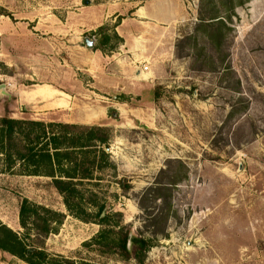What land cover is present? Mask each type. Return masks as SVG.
<instances>
[{
	"label": "rangeland",
	"instance_id": "rangeland-1",
	"mask_svg": "<svg viewBox=\"0 0 264 264\" xmlns=\"http://www.w3.org/2000/svg\"><path fill=\"white\" fill-rule=\"evenodd\" d=\"M110 1L126 0L91 3ZM184 1L198 11L197 19L177 27L174 47L161 51L169 50L167 59L154 49L159 53L146 71L155 78L138 79L129 65L127 73L111 72V80L95 77V119L88 125L109 128L110 158L79 185L96 202L88 207L94 217L100 204L107 213L121 212V225L153 238L152 246L142 262L116 247L110 252L93 238L103 228L118 230L119 216L106 226L82 221L67 210L50 177L0 172V219L15 231H23V198L66 214L42 239L50 254L98 264H264V0H234L235 15L222 4L226 0ZM74 4L0 0V28L15 22L38 27L37 39L23 44L25 54L0 41V84L8 86L0 94V117L63 122L61 112L37 102L16 103L25 73L39 72V26L95 18L97 27L86 35L101 29L98 41L105 40L108 53L120 45L113 28L121 15L106 22L97 10L72 15ZM211 8L227 23L220 45L196 30L200 10L208 18ZM150 187L157 190L146 194ZM0 264L28 263L0 249Z\"/></svg>",
	"mask_w": 264,
	"mask_h": 264
},
{
	"label": "trees",
	"instance_id": "trees-1",
	"mask_svg": "<svg viewBox=\"0 0 264 264\" xmlns=\"http://www.w3.org/2000/svg\"><path fill=\"white\" fill-rule=\"evenodd\" d=\"M203 2L201 0V4ZM222 4L229 8L231 15H235L234 0H226ZM210 13V17L206 18L200 10L196 30L204 31L220 45L227 23L216 9L211 8ZM103 44L105 40L98 47L103 48ZM110 141L111 133L105 126L17 119L5 115L0 117V172L18 169L21 174L50 177L62 195L67 210L82 221L106 226L111 224L112 217L119 216L115 222L118 230L103 228L93 239L110 252L116 247L123 257L129 259L134 255L142 262L146 251L152 246L153 238L134 236L131 230L121 225L122 213H107L104 204L97 206L94 217L88 207L96 202L93 199L88 201L79 188L84 180L94 179L93 169L103 168L104 161L110 158L107 151ZM89 163L92 165L86 166ZM156 190V187H150L146 194ZM65 218L64 212L23 198L19 206V222L23 231H15L0 219V249L28 264H98L53 255L44 248L42 239L54 232V225L62 224Z\"/></svg>",
	"mask_w": 264,
	"mask_h": 264
},
{
	"label": "crops",
	"instance_id": "crops-1",
	"mask_svg": "<svg viewBox=\"0 0 264 264\" xmlns=\"http://www.w3.org/2000/svg\"><path fill=\"white\" fill-rule=\"evenodd\" d=\"M91 1L86 3L84 0L85 8H80L78 0H74V11L70 14L75 15L80 10L89 15L97 10L106 13L100 20L103 22L113 21L114 16L121 15L120 23L113 28L121 39L120 45L109 53L98 47L100 41L94 48L87 46L86 36L95 35L97 39L100 36V33L86 35L91 27H97L95 18L82 17V22L76 18L75 22L49 24L45 28L39 26L44 34L40 38L39 72L25 73L28 82L15 93L16 103L21 100L28 104L37 102L44 109L61 112L63 122L88 125L95 119V77L111 80V72L117 76L120 75L118 71L127 73L129 65L135 69L136 78H155L157 74L143 70L144 66L155 62L154 56L159 52L167 59L169 50L161 52L162 49L173 48L177 27L182 22L196 20L198 13L184 0H126L98 5ZM33 30L38 27L30 28L26 22L8 23L6 28H0V41L8 47L12 44L14 50L25 54L23 44L38 37ZM77 31L80 34L73 33ZM156 47H159L158 53L154 52ZM4 62L8 67L12 65L10 59Z\"/></svg>",
	"mask_w": 264,
	"mask_h": 264
},
{
	"label": "water",
	"instance_id": "water-1",
	"mask_svg": "<svg viewBox=\"0 0 264 264\" xmlns=\"http://www.w3.org/2000/svg\"><path fill=\"white\" fill-rule=\"evenodd\" d=\"M85 2L89 3L90 0H85ZM85 41L88 47L94 48L95 45L97 44L98 39L95 35H92V36H86ZM5 90H6V84H0V94L2 91H5ZM129 245H130V242H129Z\"/></svg>",
	"mask_w": 264,
	"mask_h": 264
},
{
	"label": "built area",
	"instance_id": "built-area-1",
	"mask_svg": "<svg viewBox=\"0 0 264 264\" xmlns=\"http://www.w3.org/2000/svg\"><path fill=\"white\" fill-rule=\"evenodd\" d=\"M148 68H149V66L148 65H146V66H144V68H143V70H148Z\"/></svg>",
	"mask_w": 264,
	"mask_h": 264
}]
</instances>
